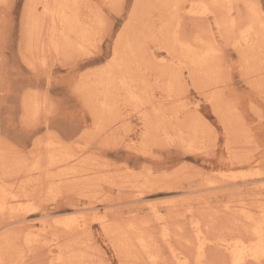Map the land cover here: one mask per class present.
<instances>
[{
  "label": "rangeland",
  "instance_id": "1",
  "mask_svg": "<svg viewBox=\"0 0 264 264\" xmlns=\"http://www.w3.org/2000/svg\"><path fill=\"white\" fill-rule=\"evenodd\" d=\"M243 1L173 0L170 5L166 4L168 7L164 11L162 0H146L140 11L145 15L141 21L138 20L140 15L136 19L133 16L136 0L72 1V9L67 10L73 24L70 26L73 44L69 47L68 60L61 55L56 57L52 52H38L39 61L45 58L46 63L37 73L22 56L27 45L24 35L29 0H3L7 8L0 6V149L6 150L3 154L13 165L9 166L12 170L5 169L8 172L2 169L7 174L1 172L0 189L5 187L21 195L28 192L32 197L33 205L24 216L27 225L39 226L43 221L66 218L63 214L73 212L77 207L96 206L108 213L113 229L121 227L120 232L113 234L94 222L86 237L59 231L60 247L69 255L67 264H150L134 244L124 248L117 242L123 236L122 229L132 222L143 231L145 229L147 236L151 235L152 245L157 243V250L162 255L159 264H175L162 244V226L155 221L148 207L164 210L173 245L190 255L194 253L191 246L196 242L192 226L196 220L202 223L206 236L215 242L223 237L249 236L245 221L236 216L234 209L227 210L225 206L233 207L244 199L256 216L264 208V198L255 200L252 195L256 192L251 191L264 185L260 178L264 176V49L255 53L248 68L244 67L239 53L231 46H225L217 25L218 16L228 17V29L242 41L245 36L240 35L239 25L247 13ZM256 1L261 7V0ZM229 2L233 7H215L217 3L229 5ZM118 4L119 7H114ZM203 5L213 7L206 11ZM38 8V16H46L43 7L38 5ZM171 16H174L171 30L177 31L182 41L191 43L193 38L199 39L209 30L215 44L210 42L206 47H196L199 53L194 57L183 54L181 49L174 54L171 49L162 48L161 23ZM44 23L41 29L47 31L50 23L47 20ZM126 31L128 35L135 33L136 36L129 40L122 37ZM102 33L103 39H100ZM246 36L250 38L252 48L258 47L253 29ZM121 37L124 43L130 44L124 53L118 51L128 56L125 69L128 72L124 76L128 84L132 80L130 85L143 93L139 102H129L123 87L114 90L115 94L108 100L92 94L95 77H100L115 58L114 49ZM143 45L144 55L139 53ZM134 53L135 58L132 57ZM207 55L208 59L202 61ZM155 63L179 69L177 73L182 81L171 91L173 93L178 87V93L171 94L172 99L165 92L169 88L165 83L171 80ZM188 66L196 69L203 77L202 81L189 72ZM209 73L212 76L208 79ZM88 84L92 86L90 89ZM32 97L39 99L37 112ZM101 102L108 107L102 108ZM198 116L208 126L203 127V133L197 127L204 137L197 133L195 139L191 134L192 121ZM186 122L191 130L188 124L183 127ZM50 140L59 147L60 154L64 151L60 156L73 157L75 161L69 167L84 170L82 184L67 179L56 181L53 195L46 188L37 189L31 181H36L40 175L30 170L38 159L40 145L45 146ZM10 154L15 155L11 158ZM256 158L257 164L249 167ZM64 169L66 166H60L52 172L55 175ZM232 174L249 183L220 188L225 184L224 178ZM46 214H50L49 217ZM14 216L8 211L0 217V222H11L16 218ZM18 227L17 224L0 226V245L8 251L5 243L9 238L10 251L14 248V252L5 255L6 264L23 261L24 264H50L46 248L32 251L25 248ZM209 248L205 264H222L226 254L214 243Z\"/></svg>",
  "mask_w": 264,
  "mask_h": 264
},
{
  "label": "bare ground",
  "instance_id": "2",
  "mask_svg": "<svg viewBox=\"0 0 264 264\" xmlns=\"http://www.w3.org/2000/svg\"><path fill=\"white\" fill-rule=\"evenodd\" d=\"M72 1H75V0H29V9H28L27 15H26V28H25L26 30H25V35H24L25 38H26L27 45H26V47L24 46L25 47V51H23L22 56H23L24 62L32 70H34L35 72H37V73L41 72V70L43 68L42 66H44L45 63H46L45 62V58H42L39 61V57H37V56L40 53L43 54V53H46L48 51V52H52L53 54H56L55 55L56 57L61 55L63 57V59H65V61L68 60V56H69V53L71 51V49H69V47H71V45L73 44V40L71 38V32L73 31L72 30L73 28H70V26L72 27L73 24L68 19L67 10H71L72 9V7H73ZM145 1L146 0H136V3H135L136 7L134 9L133 16L136 19L137 16L140 15L141 17L138 18L139 21H141L142 19L145 18V15H141V13H140L142 5H143V2H145ZM162 1H163V2H161L162 5H163L162 8L165 11V9L168 7V5L171 4V1H173V0H162ZM251 2H254L256 4L257 9L260 8L259 4H258V2L256 0H244L243 4L244 3L247 4V3H251ZM166 4H168V5H166ZM38 5H41L43 7V13L46 14V16H43V17L42 16H38L39 15L38 14V11H39ZM217 5H218V3H217ZM229 5H230V2H229ZM117 6L119 7V4ZM157 13H158V11H157ZM227 18L224 19V18L218 16V24H217L218 28H219V32L223 36L224 44H225V46H231L232 48H234L239 53V55L241 57L242 65L244 67L246 66L248 68L249 67L248 63H249V61L254 60L255 55H256L255 53L258 50L264 49V29H261V27H260L259 17L256 18V22H255V25L253 27V30L256 33V39H257V42H258V47H255V48H252V46L249 45V42H250V38L249 37L245 36L242 39V41H239L238 39H236L234 37L232 30L228 29L229 28V20ZM46 20H47V22L50 23V26H49V28H47V31L41 29L44 26V24H45L44 22H46ZM152 22H156V21H152ZM173 23H174V16L173 17L172 16L171 17H167V19L163 20L162 23H161V25L162 24L163 25H162V29H161L160 33H161V36L163 37V40H164L163 45L161 46L162 48L171 49L174 54L177 53L178 49H181L183 54H186V55L188 54L189 56L194 57V56H197L198 53H199V51L196 50V47H200V48L201 47L202 48L206 47L210 42L215 44L213 42L214 40L211 41L209 30H208V34H206V35L205 34L204 35L201 34L199 39L198 38H193V41L191 43H186L185 41H182L180 39L181 35L177 31H172L171 30V28L173 26ZM153 26L154 25H152V27ZM128 27H129V25H128ZM131 29H132V32H133V28L132 27H131ZM129 32H130V28H128V34H129ZM128 34H127V31H126L122 35V37L125 36L126 39L129 40V39H132V38H134L136 36L135 33H132L134 35H128ZM122 37L120 38L121 39L120 40V43H121L120 48H119V44L120 43L118 42L119 44H117V46L114 49L116 55H115V58L113 59V61H111V63L108 64L109 66L107 67V69H105L104 71L101 72L100 77L99 76L95 77L94 84L93 83H89V84H91V85L93 84L94 85V89L92 88L93 89L92 90V94L93 95H98V96H100V95L104 96L105 100H108L109 99L108 97L112 96L111 94H115L113 92L114 90H118L120 87H123L125 89V91H127L126 93L128 95L129 102H137V101L139 102L140 96L143 93L139 92V90L137 88L134 89L133 85L132 86L130 85L132 83V80H131V83L128 84V79H127V77L124 76L125 72L126 71L128 72V70H125L126 66H127V62H128V56H127V53H126V57H125L123 55V53H124V50H125L126 47H127L126 50H128V48H130V44H129V42L124 43L122 41V40H124ZM147 37H148V35H147ZM168 38H171V39H168ZM196 40H197V42H195ZM144 45L141 48L142 51L139 50V53L142 54V55L146 54V52L144 51L145 50L144 49L145 48ZM211 48H213V47L211 46ZM118 51H123V53L119 54ZM129 51H132V49H129ZM38 52H39V54H38ZM211 52H212V50H211ZM46 54H48V53H46ZM46 54H45V56H46ZM135 56H136V54L134 53L132 57L135 58ZM208 57H209V55H207L206 58L204 60H202V61L207 60ZM140 61L143 63L142 60H140ZM137 62H138V60H137ZM151 64L154 65L153 63H151ZM156 65L159 66V68H158L159 70L161 68V70H160L161 73H165L163 75H165V77L167 75V77H169L170 80H171L170 83L166 82L167 85L165 83V86L169 87L168 88L169 91L167 89V91H165V92L169 93L170 94V98H171V94H173L174 92H176L178 90V87H177L176 91H173V93H171L173 88L174 89L176 88L175 85H178V84L181 85L180 81H182V79H181V76L177 73L179 69L170 67V65H166L164 63H157ZM143 66H144V64H143ZM149 67H150V65H149ZM129 69H131V68H129ZM155 69H156V67H155ZM188 69H189V72L192 73V75H194V77L197 76L196 78H198L200 81H202L203 77L198 75V73H197V71H196V69L194 67L188 66ZM151 70H153V69L151 68ZM159 70L157 71V73L159 72ZM213 72L215 73L214 69H213ZM247 73H249V72L247 71ZM210 75H211V73H209L207 75L208 79H209V77L211 78L212 75L211 76ZM129 77H131V75ZM163 77L164 76H162V78ZM130 79L131 78H129V80ZM132 79H133V77H132ZM117 80H120V81L118 82ZM166 80H168V79H166ZM219 83H221V81ZM223 83L221 84V86L223 85ZM89 84H88L87 87H89ZM133 84H134V82H133ZM168 84H170V85H168ZM81 86L85 87L84 85H81ZM263 86H264V83H263ZM90 87H92V86H90ZM90 87H89V89H90ZM259 87H261V85ZM76 88H77V86H76ZM99 89H102L101 94L99 93ZM179 89H180V87H179ZM83 90H84V88H83ZM82 92H84V91H82ZM142 92H144V91H142ZM139 93H140V95H139ZM176 93H178V91ZM233 96H231V97L233 98ZM90 97H91V95H90ZM172 97L174 98V96H172ZM175 98H176V96H175ZM32 100H33L32 103L34 104V107L36 109L35 112H37L39 107H40L39 99L37 97H32ZM90 101H91V99H90ZM100 106H102V108L108 107L105 104V102L104 103L101 102ZM234 106H236V104ZM216 109L217 108H215V110ZM91 110H90V112H91ZM227 111H228V109H227ZM232 111H234V110H232ZM99 112H100V110H99ZM97 116H98V114H97ZM97 116H95V117H97ZM187 116H188V114H187ZM189 116H191V115H189ZM99 117H100V115H99ZM192 117H193V115H192ZM223 117H225V116H223ZM103 118H105V116ZM196 118H195L196 121L194 119L192 121V118L190 117V119L192 121L193 130H191L192 128H190V125L187 122H186V124L184 123L185 125L183 126V127H185V126H187V124L189 125L190 130L193 131V133H191V134H192V136L194 135L193 138L195 137V139H196L197 133H199V132L203 133V129H204L203 127H207L208 126L204 122L203 118H199V116L196 117ZM198 118L201 119L202 122H200V120ZM188 120H189V117H188ZM191 121H190V124H191ZM197 121L199 122V124H201L200 126H198L199 125L198 123L196 124ZM225 123H226V121H225ZM197 127H200L202 130L199 129L200 131L198 132V128ZM242 128L243 127H241V129ZM188 131L189 130H187V132ZM210 131H211V129H210ZM91 132H94V131H91ZM188 133H190V132H188ZM242 133H244V130H243ZM199 134L201 135V133H199ZM201 136H202V138L204 137L203 135H201ZM248 137H249V135H248ZM83 138H85V137H83ZM192 141H193V139H192ZM192 141H191V143H192ZM58 142H60V140ZM54 144L55 143L50 140V141L45 143V146L40 145L39 153L37 155L38 159L33 163L32 169H30V170L37 171L39 173V175H40V177H38V179L36 181L33 180L31 182H35L34 185L38 186L37 189L42 190L41 189L42 187L46 188L47 192L49 194H52V195H53V193L56 192V190L54 189V184H55L56 181L60 182V181H63V180L67 179V180H69V182L73 181V182H76V183L80 184L81 183L80 180H81V178L83 177V174H84L83 173L84 170H82L83 168L76 170L77 168H75V167L74 168L73 167H69V165L72 164L75 160H73L72 156H71L72 159H70L71 157L69 159H67V156H66V158H64V156H60L62 154L64 155V151L60 154V152L58 150L59 147L57 146V148H56V145H54ZM189 146H191V145H189ZM38 147H39V145H38ZM67 147H69V145H67ZM3 153L6 154V150L5 149H0V175H1V172H3V174L6 175L8 171L5 170V169H7V168H9V166L13 165V164H10V162L12 160L8 161V159H6V155H4ZM10 153H12V152H10ZM10 155H11V158H12V156L15 155V154H10ZM8 156H9V154H8ZM18 159H19V157H18ZM22 161L23 160H21V163H22ZM256 162H257V158L254 161H252V163L250 162V164L248 166L252 168L253 165ZM22 164H19V166H21ZM14 165H16L15 162H14ZM101 165H103V164H101ZM60 166H66V169H64V171H59L57 174L54 175V172H52V170H55V169H57ZM2 169H4L7 172H4V170H2ZM10 170H12V169H10ZM9 173H11V171ZM256 174H260V173L257 172ZM29 175H31V174H29ZM260 178H261V181L264 182V176H261ZM238 179H239V177H237L236 174L229 175V176H227V179L224 178L223 182L225 184L221 185L220 188L221 187H233V186H238V185H243V184L249 183L248 180H244V179L238 180ZM27 181H29V180L27 179ZM27 181H26V183H27ZM71 184H72V182H71ZM31 185H33V184H31ZM0 186H1V184H0ZM130 188H131V185H130ZM25 190L23 189L22 192H25ZM85 190H87V189H85ZM251 191L256 192L255 194L252 195L254 198H256L255 200H259V199H263L264 198V193H263L264 192V185L263 186H256V187L252 188ZM74 192H75V190H74ZM60 193H61V191H60ZM31 198L32 197L30 195L28 196V192H27V195H26V192H25V194L22 193V195H21L18 192L11 191L10 189L8 190L5 187L1 188L0 189V217L3 214H6L8 211H10V213L13 212L15 214L14 217H16V218H14V220H12L11 222H2L1 221L0 222V226L6 227V226H9V225L17 224L19 226L18 227L19 237H20V239L22 238L23 245L25 246V248H27L28 251H32L35 248H46L49 257L51 258L50 264H67L66 260H68V258H69L68 257L69 255H67L65 253V251L62 250V248L60 247V236L58 234L59 231H61L63 233H66L67 235H80L81 237H83V236L86 237L91 232L93 223L94 222H98L101 226H103L105 229H107L109 232H111L113 234L116 231L120 232L119 228H121V227L118 228L119 230L118 229H113V227L109 223V218H108L109 215H108V213L101 211L96 206H94V207H86V208H84L85 206L81 207V208L77 207V208L73 209V212H67V213L63 214V216H65L66 218L62 217V219L61 218L60 219H55L54 221L50 220L51 222L50 221H47V222L43 221V223H41L39 226H37V225H27L26 222H25L26 219L24 218V216L27 213L29 207L33 205L31 203V201H32ZM52 199L55 200V197L53 196ZM230 206H231L230 204H227L225 206V208L227 210H229L231 208L234 209V211L236 213V216L240 220H244L245 221L244 225L248 228L247 232L249 233V228H250L252 230V232L254 233L256 228L258 227V221L260 219L261 212H262V210H264V208L262 207L260 209L259 213H258L260 215L256 216V213L254 214L253 210L246 204L244 199L239 200L237 202V204L233 205V207H230ZM148 208L150 209L151 214L155 218V221L160 226H162V229H161L162 230V237H161L162 244L169 250L170 255L172 257V260L175 262V264H205L206 256H207V253H208L207 251H208L209 245L212 244V243H214V245L216 247H220L221 250L226 254L227 258L224 259V261L225 260H230L232 258V252L237 247L236 240L240 239L241 236H233L231 238L223 237V238L218 239L215 242L214 240H211L212 238L210 239L209 237L206 236L202 223L199 220H196L192 224L193 230H194V233H195V239H196V240H194V241H196L195 244L193 246H191V248L193 247L192 250H193L194 253L190 255L188 253L180 252L173 245L172 237L170 235V232H168L167 220H166V217L164 215V210L162 208H158V207H148ZM49 215L50 214H46L45 216L49 217ZM45 220H47V219H45ZM142 227H144V226H142ZM183 227H185V226H183ZM247 228H246V230H247ZM181 230H183V229H181ZM144 232H145V229L143 231L141 227H138L136 224H133V222H132V224H128L126 229L125 228L122 229V233L121 234L123 236L122 237L120 236L119 239L117 240V242H118L119 246L122 245L123 247L125 245L128 246L129 244H132V245L134 244L136 246L137 250L141 254H144L146 256V260L148 261V263H150V264H159L160 261L162 260V255L157 250V247H158L157 243L155 242L152 245L151 242H152L153 239L151 238V235L147 236ZM244 238H249V236L248 237H244ZM8 239L6 240L7 242L4 241V242H6L5 244L8 247V251L5 250L6 248L4 246L0 245V260H4L5 262H6V256L5 255L6 254H11V251L14 252L13 251L14 248L10 251L9 248L11 246L7 245ZM256 239L258 240V237H256ZM4 242H2V243H4ZM241 243H243V240H241ZM17 246H18V244H17ZM13 247H15V244L13 245ZM18 247L20 248V246H18ZM19 248H17V250ZM4 251H5V254H4ZM19 256H20V254H19ZM224 261H222L223 262L222 264H224ZM21 264H24V261Z\"/></svg>",
  "mask_w": 264,
  "mask_h": 264
},
{
  "label": "snow or ice",
  "instance_id": "3",
  "mask_svg": "<svg viewBox=\"0 0 264 264\" xmlns=\"http://www.w3.org/2000/svg\"><path fill=\"white\" fill-rule=\"evenodd\" d=\"M0 6L7 8V4L0 0ZM118 7V6H114ZM133 5V9H135ZM176 7H179L177 5ZM207 11L208 8L213 7L211 5H203ZM215 7H233V5H215ZM247 9V14L242 17L239 28L240 35L246 36L252 31L256 18L259 17V24L261 29H264V0H261V7L257 9L254 2L244 5ZM103 33L100 39H103ZM258 237V240L256 239ZM243 240V243H241ZM237 247L232 252V258L225 260L224 264H264V210L261 212L260 219L258 221V227L253 233L249 228V238H244L241 235L240 239L236 240ZM0 264H6L4 260H0Z\"/></svg>",
  "mask_w": 264,
  "mask_h": 264
}]
</instances>
